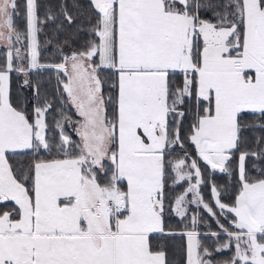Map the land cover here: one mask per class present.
Instances as JSON below:
<instances>
[{
	"label": "snow or ice",
	"instance_id": "6c2138e0",
	"mask_svg": "<svg viewBox=\"0 0 264 264\" xmlns=\"http://www.w3.org/2000/svg\"><path fill=\"white\" fill-rule=\"evenodd\" d=\"M41 7L0 0V264H264V0Z\"/></svg>",
	"mask_w": 264,
	"mask_h": 264
},
{
	"label": "trees",
	"instance_id": "16d2710c",
	"mask_svg": "<svg viewBox=\"0 0 264 264\" xmlns=\"http://www.w3.org/2000/svg\"><path fill=\"white\" fill-rule=\"evenodd\" d=\"M18 2L21 4V6H23L24 5V0H18ZM38 2L41 4V11H40V14H41V17H43V14H44V12L46 11V7H44V6H46L49 2H50V0H38ZM82 2L83 3H87V0H82ZM18 26L21 28V29H23L24 28V26H25V20H24V16H23V14H21V16H20V18H19V21H18ZM44 39V37H43V35L41 36V40H43ZM3 55V52L2 51H0V56H2ZM44 55H45V57H50V53H48V52H45L44 53ZM53 83H54V81H53ZM17 87H18V85H17V83L14 81L13 82V84H12V88H13V93L15 94V91H16V89H17ZM250 123L252 122V120H253V118L251 117V116H249V117H247L246 118ZM221 183H223L224 181H220ZM207 194V193H206ZM232 190L231 189H229L228 190V192H226L225 194H224V198H225V200L226 201H230V199L232 198ZM215 225L213 224V227H214ZM181 243V241H179V240H177L176 242H175V244L178 246L179 244ZM177 259H179V253H177Z\"/></svg>",
	"mask_w": 264,
	"mask_h": 264
},
{
	"label": "rangeland",
	"instance_id": "374dc122",
	"mask_svg": "<svg viewBox=\"0 0 264 264\" xmlns=\"http://www.w3.org/2000/svg\"><path fill=\"white\" fill-rule=\"evenodd\" d=\"M0 47H3V45H0Z\"/></svg>",
	"mask_w": 264,
	"mask_h": 264
}]
</instances>
